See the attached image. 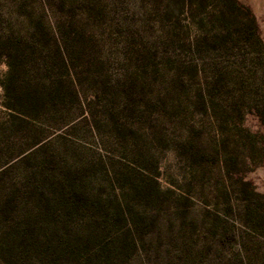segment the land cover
I'll use <instances>...</instances> for the list:
<instances>
[{
  "label": "rangeland",
  "instance_id": "rangeland-1",
  "mask_svg": "<svg viewBox=\"0 0 264 264\" xmlns=\"http://www.w3.org/2000/svg\"><path fill=\"white\" fill-rule=\"evenodd\" d=\"M0 264H264V0H0Z\"/></svg>",
  "mask_w": 264,
  "mask_h": 264
},
{
  "label": "trees",
  "instance_id": "trees-1",
  "mask_svg": "<svg viewBox=\"0 0 264 264\" xmlns=\"http://www.w3.org/2000/svg\"><path fill=\"white\" fill-rule=\"evenodd\" d=\"M36 30L38 31V35L43 34V27L40 23L36 24ZM33 36H36L35 33H31L28 39H22V45H20L21 41H11L10 39H7L4 43V53L7 56V64H8V72L6 74V77L4 79V85H5V91H6V97L12 98L10 99V102L6 103V106L11 109L18 111L19 113L27 114L29 113L27 110L28 107H31L29 109H33L32 111L40 110L43 106V102L48 100L47 98L52 96V93L48 86H45V84L39 83L37 86L30 88L25 84V78L23 77L29 70L26 67V61L33 60L34 63L36 61L37 55V48L31 44V41L35 43H41L40 40L34 38ZM43 36V35H42ZM55 52L59 53L60 61L64 66H68L69 63L73 64L74 61L77 59L76 53L69 50L67 44L64 42L63 45H60L57 43V39H55ZM33 55H35L33 57ZM41 54L38 52V57L40 58ZM45 61V60H44ZM43 61V63H44ZM42 63V64H43ZM45 65V69L49 70L48 62L46 61L43 64V67ZM37 66V65H36ZM36 68V67H35ZM20 74V77H18ZM22 82L23 88L25 91L22 90V92L27 96V101H21L19 97L15 96V90H16V83ZM19 90V89H18ZM21 93V94H23ZM20 94V93H19ZM73 95L74 92H73ZM14 98V100H13ZM18 98V99H17ZM12 101V102H11ZM14 101V102H13Z\"/></svg>",
  "mask_w": 264,
  "mask_h": 264
}]
</instances>
